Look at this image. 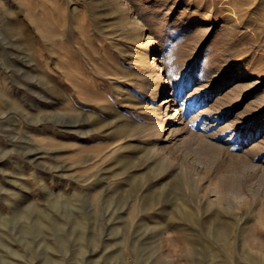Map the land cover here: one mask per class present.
I'll return each mask as SVG.
<instances>
[{
	"label": "rangeland",
	"instance_id": "obj_1",
	"mask_svg": "<svg viewBox=\"0 0 264 264\" xmlns=\"http://www.w3.org/2000/svg\"><path fill=\"white\" fill-rule=\"evenodd\" d=\"M0 264H264V0H0Z\"/></svg>",
	"mask_w": 264,
	"mask_h": 264
},
{
	"label": "bare ground",
	"instance_id": "obj_2",
	"mask_svg": "<svg viewBox=\"0 0 264 264\" xmlns=\"http://www.w3.org/2000/svg\"><path fill=\"white\" fill-rule=\"evenodd\" d=\"M124 2L122 1V2H120V4L123 3V5H124ZM79 8L80 7H78L77 4H74L72 7V11L78 12ZM136 18L137 17L135 16L134 19H136ZM135 22L138 23V19H137V21L135 20ZM83 24L84 23L82 21L79 22V26H81ZM139 25L141 26V24H139ZM153 54H154V57H153L152 61H149L147 59L140 60L142 53L136 52L133 54L134 55L133 57L135 59L132 60V64L144 65V66H147L148 68H149L151 63L154 64V68L149 71V74L141 75V76L138 75L137 78L139 80H141L143 86L147 87V85H149V84L154 85L153 89L149 90L152 99L150 100L151 106L149 107L148 111H149V113H151L153 118L156 119L155 121L157 122V124L162 128V125H164L165 122H167L169 119H171L175 115V113H178L180 111H178L177 108H174V105L171 103L173 101V99H172L173 97H171L169 95V93H167V88L165 86V81H166L165 75L162 73V70H161L162 67L159 65V59L156 57L155 53H153ZM159 88H160V90H159ZM161 89H162V91H161ZM69 105H70L69 103H66L64 108L67 109L69 107ZM184 212H186V211H184ZM219 226H220V224H219Z\"/></svg>",
	"mask_w": 264,
	"mask_h": 264
}]
</instances>
